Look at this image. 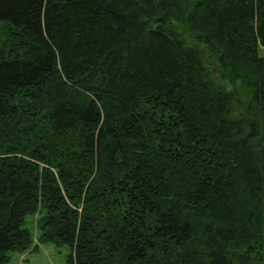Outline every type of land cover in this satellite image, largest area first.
<instances>
[{
  "label": "trees",
  "instance_id": "obj_1",
  "mask_svg": "<svg viewBox=\"0 0 264 264\" xmlns=\"http://www.w3.org/2000/svg\"><path fill=\"white\" fill-rule=\"evenodd\" d=\"M264 264V0H0V264Z\"/></svg>",
  "mask_w": 264,
  "mask_h": 264
},
{
  "label": "rangeland",
  "instance_id": "obj_2",
  "mask_svg": "<svg viewBox=\"0 0 264 264\" xmlns=\"http://www.w3.org/2000/svg\"><path fill=\"white\" fill-rule=\"evenodd\" d=\"M40 214L28 215L26 223L33 235L32 246L23 252H12L10 264H72L68 261L71 248L68 245L56 246L39 242Z\"/></svg>",
  "mask_w": 264,
  "mask_h": 264
}]
</instances>
